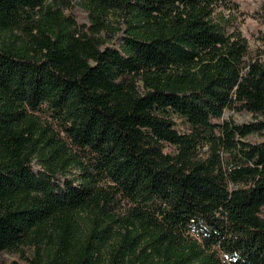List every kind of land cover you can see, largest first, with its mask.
<instances>
[{"label": "trees", "instance_id": "1", "mask_svg": "<svg viewBox=\"0 0 264 264\" xmlns=\"http://www.w3.org/2000/svg\"><path fill=\"white\" fill-rule=\"evenodd\" d=\"M71 1L0 0V254L264 264V139L246 141L264 136V60L231 0H73L88 24Z\"/></svg>", "mask_w": 264, "mask_h": 264}, {"label": "rangeland", "instance_id": "2", "mask_svg": "<svg viewBox=\"0 0 264 264\" xmlns=\"http://www.w3.org/2000/svg\"><path fill=\"white\" fill-rule=\"evenodd\" d=\"M71 2L73 4L71 11L77 18V21L79 23L88 24L86 13L83 11L82 7L73 0ZM230 5L232 6V11L229 12L225 10V14L230 16L234 27L237 28L242 37L245 38L250 56H259L264 60V0H231ZM107 22L111 25L112 29L110 31H103L101 35L109 46L116 47L122 35V32L118 31V28H124L123 18L120 15L113 14L107 18ZM222 119L232 121L236 124L249 123L252 121V117L249 114L232 112L230 110H226L223 113ZM263 139L264 136L250 135L246 138V141L258 143ZM32 164L34 171H38L39 167L35 161H33ZM76 174L75 170H71L67 176L72 177ZM127 208V203L123 200H118L112 212L122 217ZM190 236H193L192 233H190ZM107 257V250L104 249L101 258L105 260ZM12 259L13 257L10 255L0 254V264H9Z\"/></svg>", "mask_w": 264, "mask_h": 264}]
</instances>
